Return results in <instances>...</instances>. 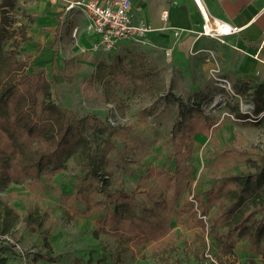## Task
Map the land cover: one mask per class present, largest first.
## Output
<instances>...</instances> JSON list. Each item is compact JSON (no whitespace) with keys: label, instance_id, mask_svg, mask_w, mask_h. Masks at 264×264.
<instances>
[{"label":"rangeland","instance_id":"1","mask_svg":"<svg viewBox=\"0 0 264 264\" xmlns=\"http://www.w3.org/2000/svg\"><path fill=\"white\" fill-rule=\"evenodd\" d=\"M27 2L0 1V53L15 52L16 58H30L25 67L30 69L33 62L38 66L46 62L47 59L37 60L34 55L50 43L46 41L50 29L38 25V12L28 10ZM74 45L70 40L59 48L54 73L59 100L77 117H85L80 129L90 143L102 144L108 131L122 132L121 127L125 126L130 142L123 145L122 133L116 142L129 163L123 164L111 152L113 162L109 169L113 184H122L128 190L136 188L139 201L149 204L147 192L152 189L155 197L165 194L160 182L152 177L146 179L143 174L147 166L171 163L170 149L162 139L178 114L179 100L184 104L197 103L217 124L210 137L195 135L184 162L191 167L193 192L210 186L211 177L204 162L216 147L234 142L243 147L255 146L264 153V105L259 101L260 111H254V102L258 101L253 84L237 93L211 71L197 76L198 81L191 84L190 76L172 75L164 57H156L148 45L134 41L103 53L75 49ZM240 112L247 116L238 117ZM82 149L81 142L76 144L61 159L65 167L51 178L42 174L41 185L34 189L28 186L29 178L0 188L1 198L13 209L7 212L0 202V256L6 257L7 264H212L205 256L208 244L218 264L260 263L262 255L248 249L242 239L237 240L232 252L215 254L207 228L186 221L187 214L180 216L171 206L162 211L167 232L158 238L126 242L108 232L94 235L97 208L76 201L63 205L58 196L59 191L75 189ZM246 170L243 162H235L226 165L221 173ZM29 205L44 216L48 247L41 228L29 232L24 227L22 216ZM44 250L51 260L33 258L35 252Z\"/></svg>","mask_w":264,"mask_h":264},{"label":"trees","instance_id":"2","mask_svg":"<svg viewBox=\"0 0 264 264\" xmlns=\"http://www.w3.org/2000/svg\"><path fill=\"white\" fill-rule=\"evenodd\" d=\"M51 48L49 64L38 66L33 62L30 69L25 68L30 58H16L15 52L0 53V188L26 178L28 186L36 188L41 185L42 174L51 178L65 167L61 159L81 142L83 159L75 189L58 190V196L63 205L76 201L97 208L94 235L108 232L126 242L158 238L167 232L162 211L171 206L180 216L187 214L186 221L207 228L215 254L232 252L237 240L242 239L248 249L258 250L262 255L259 264H264V153L255 146L243 147L234 142L216 147L204 162L211 177L210 186L193 192L191 167L184 162L195 135L210 137L217 124L197 103L184 104L179 100L178 114L162 139L170 149L171 163L147 166L143 174L146 179L152 177L160 182L165 194L155 197L152 189L147 192L149 204L139 201L136 188L128 190L122 184H113L109 169L113 162L111 152L123 164L129 163L116 142L120 133L123 145L130 142L127 129L122 126V132L108 131L102 144L88 141L80 129L85 117H77L59 100L54 80L58 50L54 44ZM235 91L240 93L239 88ZM256 99L254 111L258 113L264 105V89L256 88ZM237 115L247 116L244 112ZM100 126L105 128L104 123ZM235 162H243L247 170L221 173L226 165ZM0 202L7 212L13 211L1 196ZM22 219L29 232L41 228L44 245L50 246L44 216L35 206L29 205ZM46 253L35 252L33 258L51 260ZM0 264H7L3 255Z\"/></svg>","mask_w":264,"mask_h":264},{"label":"crops","instance_id":"3","mask_svg":"<svg viewBox=\"0 0 264 264\" xmlns=\"http://www.w3.org/2000/svg\"><path fill=\"white\" fill-rule=\"evenodd\" d=\"M74 1L27 2L28 10L38 12V25L50 29L46 40L50 43L34 55L37 60L47 59L43 65L49 64L52 44L58 50V63L60 45L70 40L75 42V49L98 53L118 49L132 41L122 39L110 50H92L91 44L97 36L85 30V11L77 6L66 8L68 2ZM130 1L131 19L144 21L151 27L146 34V43L142 44L148 45L156 57L157 54L164 57L172 75H188L193 84L198 81L197 76H205L216 67V73L225 78L234 91L239 88L241 92L251 84L264 89V10L261 11L264 0H199L214 18H221L238 27V31L224 35V41L198 33L202 16L197 0ZM175 31L179 33L175 34Z\"/></svg>","mask_w":264,"mask_h":264},{"label":"built area","instance_id":"4","mask_svg":"<svg viewBox=\"0 0 264 264\" xmlns=\"http://www.w3.org/2000/svg\"><path fill=\"white\" fill-rule=\"evenodd\" d=\"M54 2L55 0H48ZM130 0H106L99 3L94 0H76L68 2L66 8L77 6L82 8L87 16L85 30L97 36L92 42V50H110L122 39L132 40L138 43H146V34L151 27L144 21H133L130 15ZM197 6L202 16L199 34L209 35L224 41L223 36L238 31L237 26H232L221 18H214L204 4L197 0ZM264 10V7L261 11ZM227 29V31H225ZM76 31V28H74ZM73 31V34H74ZM175 31V34H178ZM212 74L217 72L216 67L210 69ZM219 81L226 82L225 78L216 76ZM209 244L205 250V256L212 264H218L210 253Z\"/></svg>","mask_w":264,"mask_h":264},{"label":"snow or ice","instance_id":"5","mask_svg":"<svg viewBox=\"0 0 264 264\" xmlns=\"http://www.w3.org/2000/svg\"><path fill=\"white\" fill-rule=\"evenodd\" d=\"M225 31H227V29H225Z\"/></svg>","mask_w":264,"mask_h":264},{"label":"bare ground","instance_id":"6","mask_svg":"<svg viewBox=\"0 0 264 264\" xmlns=\"http://www.w3.org/2000/svg\"><path fill=\"white\" fill-rule=\"evenodd\" d=\"M244 107H246V106L244 105Z\"/></svg>","mask_w":264,"mask_h":264}]
</instances>
